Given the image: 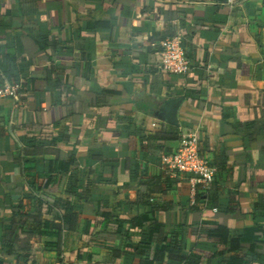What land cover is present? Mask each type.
I'll list each match as a JSON object with an SVG mask.
<instances>
[{"label": "crops", "instance_id": "obj_1", "mask_svg": "<svg viewBox=\"0 0 264 264\" xmlns=\"http://www.w3.org/2000/svg\"><path fill=\"white\" fill-rule=\"evenodd\" d=\"M169 37L188 76L161 67ZM0 74L23 84L0 99V261L142 264L113 252L126 234L143 247L156 222L187 259L163 264H264V0H0ZM176 96L180 128L155 116ZM173 127L198 131L217 170L207 203L163 169L179 141L143 151V132Z\"/></svg>", "mask_w": 264, "mask_h": 264}, {"label": "built area", "instance_id": "obj_2", "mask_svg": "<svg viewBox=\"0 0 264 264\" xmlns=\"http://www.w3.org/2000/svg\"><path fill=\"white\" fill-rule=\"evenodd\" d=\"M159 55L161 67L167 73L188 76L193 70L194 64L190 51L183 46L179 37H169L164 40ZM22 86L21 81L9 82L0 74V99L15 101ZM162 165L165 171L189 176L194 196L191 202L193 205L196 195L199 192H209L216 182L217 170L209 159L201 156L198 131L182 136L177 148L162 157Z\"/></svg>", "mask_w": 264, "mask_h": 264}, {"label": "trees", "instance_id": "obj_3", "mask_svg": "<svg viewBox=\"0 0 264 264\" xmlns=\"http://www.w3.org/2000/svg\"><path fill=\"white\" fill-rule=\"evenodd\" d=\"M142 133V132H140ZM143 142L145 143L143 146V151L145 153H154L156 150V145L157 144H162L166 145L169 142H174V141H180L181 140V135L176 131V128H172L170 131H162L159 133H154V132H143L142 134ZM162 150L160 149L158 152H161ZM201 156L204 157L201 151ZM189 177V176H188ZM213 190V189H212ZM210 190L207 193L204 192H199L196 195V200L195 204L192 206L196 207L198 203V198H203V200L207 203L208 196L212 192ZM201 191V190H200ZM41 206L45 208V212L42 214H53L54 209L41 202ZM64 209H65V215L63 217V222L65 223L66 229H73V225L76 224L77 222V214L74 213L73 210V204L69 201H65L64 203ZM42 217L40 214L35 216V219H39ZM103 217L106 220H109L112 218L111 214L109 213H104ZM104 225V224H103ZM102 225V227H103ZM139 226L142 228L143 225L139 224ZM165 226L160 223H152L150 225V232L149 236L146 239V243L142 246L138 245H131L129 244V238L127 237V234L123 238L122 242L119 245V250L114 251L113 254L115 257H121L123 254L124 255H129L135 253L138 256L145 257L141 263L142 264H163L166 261L170 260H175V261H182L186 263L187 259L183 257L182 255V246L179 242V236L177 234H173L171 242L168 243L167 239V233H165ZM121 233V230L119 231ZM210 237L215 239L216 241L219 242H224L227 243L230 237L229 230L227 227H219L217 230L214 232H211ZM202 238V235L200 236ZM238 242V241H237ZM104 250V249H103ZM102 249L93 247L92 248V256H98L101 252L104 253ZM234 247L231 244V247L229 249V252L233 251ZM225 251L221 252V255L224 254ZM79 260H86L90 262V259L86 257H81ZM0 264H7L6 262L0 261Z\"/></svg>", "mask_w": 264, "mask_h": 264}, {"label": "water", "instance_id": "obj_4", "mask_svg": "<svg viewBox=\"0 0 264 264\" xmlns=\"http://www.w3.org/2000/svg\"><path fill=\"white\" fill-rule=\"evenodd\" d=\"M185 96H176L168 99L160 107L159 112L155 114L157 120L165 124L180 128V109L185 102Z\"/></svg>", "mask_w": 264, "mask_h": 264}]
</instances>
